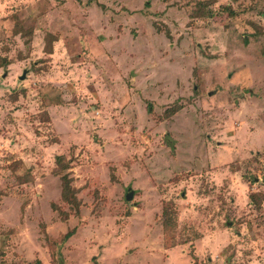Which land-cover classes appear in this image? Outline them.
<instances>
[{"label":"rangeland","instance_id":"obj_1","mask_svg":"<svg viewBox=\"0 0 264 264\" xmlns=\"http://www.w3.org/2000/svg\"><path fill=\"white\" fill-rule=\"evenodd\" d=\"M0 264H264V0H0Z\"/></svg>","mask_w":264,"mask_h":264},{"label":"trees","instance_id":"obj_2","mask_svg":"<svg viewBox=\"0 0 264 264\" xmlns=\"http://www.w3.org/2000/svg\"><path fill=\"white\" fill-rule=\"evenodd\" d=\"M177 108L176 109H171V110H168L166 112L167 116H170L172 114H174L176 112ZM63 166H66V165H63ZM62 180H63V185H62V192H61V196H62V199L73 209H75V211H78V205H79V202L77 200V197L75 195V192L73 189H71L70 185H69V180L68 178L65 176L62 177ZM256 196L257 195H252L251 199L252 200V203L254 202H257L256 201ZM167 214V213H166ZM169 215V214H167ZM170 222H171V218L170 217H166V219L164 218V226L165 228H168V224L170 225Z\"/></svg>","mask_w":264,"mask_h":264},{"label":"water","instance_id":"obj_3","mask_svg":"<svg viewBox=\"0 0 264 264\" xmlns=\"http://www.w3.org/2000/svg\"><path fill=\"white\" fill-rule=\"evenodd\" d=\"M131 198V191L128 192V196H127V199H130Z\"/></svg>","mask_w":264,"mask_h":264}]
</instances>
